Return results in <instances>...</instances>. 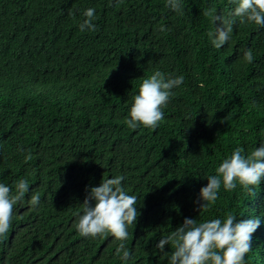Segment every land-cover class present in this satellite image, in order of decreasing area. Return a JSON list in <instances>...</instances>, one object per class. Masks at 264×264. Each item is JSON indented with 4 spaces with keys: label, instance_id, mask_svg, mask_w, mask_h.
Listing matches in <instances>:
<instances>
[{
    "label": "trees",
    "instance_id": "1",
    "mask_svg": "<svg viewBox=\"0 0 264 264\" xmlns=\"http://www.w3.org/2000/svg\"><path fill=\"white\" fill-rule=\"evenodd\" d=\"M165 3L0 0V183L15 190L19 179L29 182L0 240V264H167L156 248L162 236L186 217L228 212L260 219L246 260L264 264V179L253 197L238 185L221 187L207 211L196 203L205 177L234 149L248 154L264 143V28L237 18L229 43L216 49L203 13L215 7L228 17L234 4L181 0L179 15ZM88 8L96 31L81 32ZM248 49L251 64L242 59ZM155 70L184 83L155 131L130 129L123 121L132 98ZM116 175L141 202L127 262L111 234L92 239L74 227L86 188Z\"/></svg>",
    "mask_w": 264,
    "mask_h": 264
},
{
    "label": "clouds",
    "instance_id": "2",
    "mask_svg": "<svg viewBox=\"0 0 264 264\" xmlns=\"http://www.w3.org/2000/svg\"><path fill=\"white\" fill-rule=\"evenodd\" d=\"M229 3L235 7L228 17L217 14L215 7L203 13L215 25L214 30H210L207 35L216 49L229 43L237 18L241 24L254 23L264 28V0H229ZM165 6L184 15L181 0H166ZM95 13V8L83 12L85 19L79 24L81 32L96 31L93 23L97 19ZM169 30L164 26L159 28L161 32ZM242 59L248 64L253 63L252 49L244 51ZM183 83V75H166L155 70L142 80L123 123L133 130L143 126L155 131L164 121L163 109L167 108L170 98L174 96L173 89ZM31 158L30 154L26 157ZM205 178L207 185L201 187L196 202L200 213L216 204L221 187L225 191H235L239 185L253 197L264 179V143L248 154L243 148L237 147L216 167L215 174ZM123 180L122 175H116L103 178L99 186L86 188L87 195L80 204L82 214L78 215L74 227L81 236L92 239L111 234L118 242L115 254L127 262L132 258L128 247L131 235L129 229L135 227L138 221V206L141 202L136 195H129ZM14 189L0 183V240L7 238L15 217V206L29 192L28 180L19 179ZM40 200V194L33 192L29 204L35 208ZM259 226V218L237 221V216L232 212L226 213L223 219L206 221L186 217L182 225L162 236L156 248L161 253L160 259H167V264H247V254L252 251V237ZM165 245H170V252H165Z\"/></svg>",
    "mask_w": 264,
    "mask_h": 264
}]
</instances>
